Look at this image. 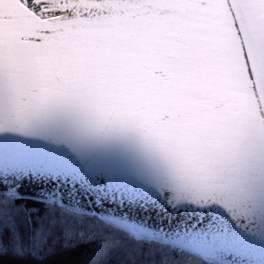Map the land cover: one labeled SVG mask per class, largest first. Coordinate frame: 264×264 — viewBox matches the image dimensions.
<instances>
[{
	"label": "water",
	"instance_id": "obj_1",
	"mask_svg": "<svg viewBox=\"0 0 264 264\" xmlns=\"http://www.w3.org/2000/svg\"><path fill=\"white\" fill-rule=\"evenodd\" d=\"M13 194L264 264V0H0Z\"/></svg>",
	"mask_w": 264,
	"mask_h": 264
},
{
	"label": "trees",
	"instance_id": "obj_2",
	"mask_svg": "<svg viewBox=\"0 0 264 264\" xmlns=\"http://www.w3.org/2000/svg\"><path fill=\"white\" fill-rule=\"evenodd\" d=\"M0 264H213L91 213L0 195Z\"/></svg>",
	"mask_w": 264,
	"mask_h": 264
}]
</instances>
